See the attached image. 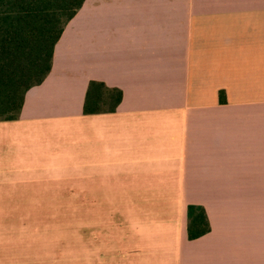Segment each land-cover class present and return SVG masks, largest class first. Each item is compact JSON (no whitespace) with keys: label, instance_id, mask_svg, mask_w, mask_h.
Returning a JSON list of instances; mask_svg holds the SVG:
<instances>
[{"label":"crops","instance_id":"crops-1","mask_svg":"<svg viewBox=\"0 0 264 264\" xmlns=\"http://www.w3.org/2000/svg\"><path fill=\"white\" fill-rule=\"evenodd\" d=\"M92 80L116 111L84 113ZM51 200L90 216L73 256ZM63 263L264 264V0H85L0 120V264Z\"/></svg>","mask_w":264,"mask_h":264},{"label":"trees","instance_id":"trees-1","mask_svg":"<svg viewBox=\"0 0 264 264\" xmlns=\"http://www.w3.org/2000/svg\"><path fill=\"white\" fill-rule=\"evenodd\" d=\"M85 0H0V120L19 118L26 92L42 83L66 25ZM223 93V92H222ZM123 91L92 80L84 113L116 111ZM211 230L205 208L188 205V237Z\"/></svg>","mask_w":264,"mask_h":264},{"label":"rangeland","instance_id":"rangeland-1","mask_svg":"<svg viewBox=\"0 0 264 264\" xmlns=\"http://www.w3.org/2000/svg\"><path fill=\"white\" fill-rule=\"evenodd\" d=\"M74 206V200H51V212L53 213L45 216L49 221V232L48 235L45 232V238H49L51 258L61 254L73 256V242L76 235H78L77 238L89 236V232H85L86 236H84V232L80 235L79 233L80 230L84 231L87 228L86 224L90 222V216L75 215L73 213ZM80 207L84 208V205Z\"/></svg>","mask_w":264,"mask_h":264}]
</instances>
